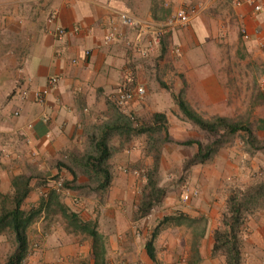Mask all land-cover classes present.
I'll return each mask as SVG.
<instances>
[{"label":"crops","instance_id":"crops-1","mask_svg":"<svg viewBox=\"0 0 264 264\" xmlns=\"http://www.w3.org/2000/svg\"><path fill=\"white\" fill-rule=\"evenodd\" d=\"M202 1L206 7L189 24L164 30L158 43L143 52L153 40L151 31L144 33L136 47L138 30L117 24V38L105 42L113 9L137 14L154 30L163 27L179 7L196 5L197 0H0V197L13 192L14 176L33 172L26 202L36 206L49 192L45 177L66 172L62 165L66 157L81 151L86 135L113 119L112 103L124 84L143 85L146 90L143 98L129 101L139 121L162 112L174 127L180 122L188 124L173 98L181 91L204 118L227 116L241 101L237 89L229 84L228 70V60L238 53L239 27L245 26L250 33V39L242 42L246 51L252 52L256 45L251 54L264 59V0H259L263 8L258 13L245 0L241 5L236 0ZM58 26L66 29L60 39L55 35ZM226 43L229 53L222 48ZM52 75L58 77L57 85L43 102L37 101L35 92ZM24 90L27 93L22 95ZM172 138L198 139L186 130ZM119 143L125 158L116 162L113 180L103 196H88L77 203V194L64 190L60 201L82 211L83 219L97 222L105 239L104 264H152L156 261L149 257L146 244L153 230L138 229V222L145 226L148 216H135L146 184L145 174L139 175L147 170L149 153L145 141L133 138ZM190 148L191 154L197 150L196 145ZM141 152L144 165L137 161ZM242 153L250 154L248 145L236 138L220 148L214 162L190 166V190L197 194L191 195L193 202L185 216L198 219L195 216L203 214L207 219L197 236L192 233L200 264H225L212 250L229 194L216 200L213 176L244 180L234 158ZM252 166H256L254 161ZM224 191L221 186L220 194ZM27 238L29 254L23 264H96L92 237L72 231L59 211H42L28 227ZM162 244L167 247L163 255L157 252ZM174 244L171 235L158 232L156 260H170ZM241 249L243 264H264V208L250 216Z\"/></svg>","mask_w":264,"mask_h":264},{"label":"trees","instance_id":"trees-1","mask_svg":"<svg viewBox=\"0 0 264 264\" xmlns=\"http://www.w3.org/2000/svg\"><path fill=\"white\" fill-rule=\"evenodd\" d=\"M173 98L178 105L183 118L213 138L204 144L199 139L189 138L176 141L172 138L171 126L165 113L154 112L150 118L134 122L112 103L111 114L113 119L101 124L92 135H86V144L79 152L68 155L67 162H62L72 178H64L65 189L78 190L87 195L105 193L114 177L115 167L110 163L112 155L111 138L114 135L130 140L137 134L147 135V152L155 159L152 168L146 171V184L142 189L140 201L137 205L136 218L148 216L151 210L162 200L166 193L165 188L157 183L158 160L162 144L176 142L179 145L193 146L197 150L184 163L185 168L205 163L230 138L239 131H244L245 143L248 152L262 150L264 141L256 135L252 126L244 121H233L223 115H215L211 119L204 118L183 97V91ZM33 172L19 174L12 178V193L3 195L4 203L0 207V234L9 230L13 236L15 249L7 257L4 264H23L29 254L27 228L37 219L42 211L46 214L59 211L65 218L68 227L74 232H82L92 237L96 264H104L106 245L103 234L98 230V224L93 219H83L81 215L60 201V193L49 190L42 195L40 202L35 206L26 202L30 193V181ZM57 173L56 177L61 176ZM82 179L80 182L78 179ZM44 181V180H43ZM82 190V191H81ZM264 208V181L247 189L232 192L221 215V226L214 231L213 256H222L225 264H243L242 237L247 231L251 215ZM184 218L197 221V219ZM172 219L171 216L164 220ZM156 228L146 244L147 252L152 261H156L154 240L158 234ZM199 255V254H198ZM197 264V263H192Z\"/></svg>","mask_w":264,"mask_h":264},{"label":"rangeland","instance_id":"rangeland-1","mask_svg":"<svg viewBox=\"0 0 264 264\" xmlns=\"http://www.w3.org/2000/svg\"><path fill=\"white\" fill-rule=\"evenodd\" d=\"M241 28L242 27H239L238 30L240 43L238 45V53L236 56L228 60V70L230 69L229 84L232 89H237V95L241 101H239V104L235 108H232L229 112H227L226 117L233 121H244L249 123L256 135L259 136L260 140L264 141V100L261 101V97L264 95V59L251 54L254 50H257L255 44V47H252V52L246 51L245 43H242L243 41L245 42V40L241 36ZM224 46L225 47H222L225 49L224 52L229 53L230 45L226 43ZM173 112L174 111H171L172 115H175ZM214 116L215 115H205V118L211 119ZM133 121L139 122V118H135ZM170 126L174 129L172 135H179L183 130H186L189 135L198 137V139L204 144L213 139L210 134L203 132L189 122L188 124L180 122L178 125H175V127L171 124ZM244 136V131H239L230 138H227L225 143L220 148L225 147V144L234 143V139L236 138L244 140ZM133 138L143 142L147 141L146 134H137L131 139ZM122 139H124L122 136L114 135L110 141L112 145L110 163L115 168L116 162H118L119 159L125 158V156L123 157L121 153L122 143H119ZM220 148L216 151V153L220 150ZM160 152L161 155L157 162V183L159 186L165 188L166 193L164 194L162 200L151 210L147 217L145 226L144 224H141V222H138L136 227L138 229L148 227L153 231L158 228L159 233H168L174 240V251L170 252V260H156V262L152 264H200L199 261L196 260L197 256L194 252V248L192 246L193 242H191V240H193V237L195 238V235H192V233L195 232L197 236V233H199L206 225V216L203 214L195 216L198 218L197 221L184 218V215H189L188 208H191L193 202V199L188 201L183 198V193L192 189L191 178L193 173L191 171V167L189 169L184 167L185 161L191 156V148L190 146L182 147L177 143L171 142L162 144ZM216 153H214L210 159L212 162L215 161ZM149 155L147 156L149 157L150 163L147 162V165H145L147 166V170L152 168L156 162L154 157ZM234 158L238 159V167L242 172H244V180H239L237 177L233 176L223 179V176H220V174L218 177L213 176L216 179L213 182H216L215 187L217 189L215 192L217 201L220 200V198L222 199L226 194L230 195L235 190H245L249 186H254L257 183L264 181V152L262 150H253L249 155L242 153L240 156H235ZM137 161L142 163V165L145 164V155L143 152H141L140 158L137 159ZM252 161H254L256 166H252ZM147 170L141 172L142 174L139 175V178H142V175L144 176L145 174V179L147 180ZM67 174L68 172L66 170V172L62 173L61 177L68 179L69 177ZM54 176H56V174H54ZM47 177L48 176H46L45 179ZM221 186L225 189L222 194L219 192ZM66 190L77 194L76 198H74L77 203L80 202L81 199L87 198L88 196L91 198H97L105 194L90 192L85 195L78 190L76 191L69 188ZM2 199L3 196L0 197V207L4 203V200L2 201ZM81 212L82 211L79 213ZM86 216L87 215L85 214L84 217ZM166 216H171L172 219L165 221L164 217ZM35 221L36 219L33 222ZM14 249L15 244L11 232H9V230L2 232L0 234V264L4 263V260L7 259ZM166 249L167 247L162 244L161 248L157 252L162 253L163 255ZM217 264H221V262H217Z\"/></svg>","mask_w":264,"mask_h":264},{"label":"built area","instance_id":"built-area-1","mask_svg":"<svg viewBox=\"0 0 264 264\" xmlns=\"http://www.w3.org/2000/svg\"><path fill=\"white\" fill-rule=\"evenodd\" d=\"M208 1H214V0H208ZM244 1L237 0V4L241 5ZM245 2L253 7L254 13H258L262 10L263 5L259 0H245ZM206 7L205 3L202 0H197L196 5H185L179 7V9L170 15L164 26L158 29L152 30V26L150 23H148L146 20L138 16L137 14L127 11V10H121V9H113L112 14L110 17V26L108 29V32L105 35V42H111L117 38L118 34V27L117 24H121L127 27H130L132 29H137V39L134 43V46L141 41L144 33L147 32H153V40L148 43V45L142 49L141 51L146 52L147 50H150L154 47V44H157L159 41V38L164 33V30L168 29L169 27L173 26H185L189 24L192 20V18L200 12L201 9H204ZM241 36L244 40L250 39V33L248 29L244 26L241 29ZM66 34V29L64 27L58 26L55 30V35L58 39L62 38ZM131 43V42H130ZM140 48V47H138ZM86 54L89 53V51L85 52ZM58 77L55 75L50 76L47 79L46 85L35 92L36 100L39 102H43L44 98L49 93L50 89L57 85ZM27 92L24 90L22 92V95L26 94ZM146 93V90L143 85H122L115 95V103L119 107V109L126 114L130 119L135 120V116L132 113L131 109L129 108V101L133 97H137L138 99H141L144 97ZM15 115H18V111L14 113ZM44 183L49 188V190H54L58 193L63 192L66 189L63 186L64 178L59 176L56 177L54 175L48 176L46 179H44ZM68 191V190H67ZM192 194H197V190H190L183 193L184 200H189Z\"/></svg>","mask_w":264,"mask_h":264}]
</instances>
